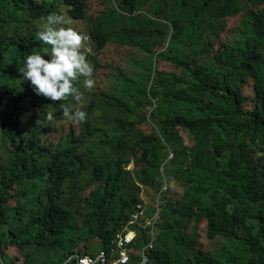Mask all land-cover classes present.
Returning a JSON list of instances; mask_svg holds the SVG:
<instances>
[{
  "label": "trees",
  "instance_id": "16d2710c",
  "mask_svg": "<svg viewBox=\"0 0 264 264\" xmlns=\"http://www.w3.org/2000/svg\"><path fill=\"white\" fill-rule=\"evenodd\" d=\"M89 3L0 0V264L109 251L137 204L152 216L163 175L148 264H264V0H100L88 21ZM51 13L87 24L94 87L80 124L46 123L56 102L20 72L34 50L50 55L37 33ZM74 86L83 94L84 78ZM35 117L61 138L19 125ZM88 171L74 214L60 201ZM138 234L137 248L151 239Z\"/></svg>",
  "mask_w": 264,
  "mask_h": 264
},
{
  "label": "clouds",
  "instance_id": "9594fccd",
  "mask_svg": "<svg viewBox=\"0 0 264 264\" xmlns=\"http://www.w3.org/2000/svg\"><path fill=\"white\" fill-rule=\"evenodd\" d=\"M71 22L66 14H49L37 36L40 41L50 46V59H44V56L34 50L26 57L24 67L20 69L23 79L30 81L35 93L53 102L66 100L69 96L77 103L81 102L83 94L74 86V82L80 77L84 78L86 89L91 90L94 87V67L81 50L87 37L72 27H66ZM62 114L76 123L84 122L87 116L79 108L74 112L64 108ZM53 118L51 112L46 116L48 121ZM37 123H40L39 120ZM170 152L172 151L167 154V162L174 160V154L169 159Z\"/></svg>",
  "mask_w": 264,
  "mask_h": 264
},
{
  "label": "rangeland",
  "instance_id": "374dc122",
  "mask_svg": "<svg viewBox=\"0 0 264 264\" xmlns=\"http://www.w3.org/2000/svg\"><path fill=\"white\" fill-rule=\"evenodd\" d=\"M49 1V0H47ZM99 1L100 0H90V3H89V9H88V12L86 14L87 16V19L88 21L94 16L95 12L97 10H99ZM71 24L69 25H66V27H72L74 28L75 30L77 31H82V32H85L86 29H87V24L86 22H83V21H74V20H71ZM40 23H42L41 21H39L38 23V26L41 25ZM214 31V29H205V32H204V35H201L200 37L203 36V40L202 42L205 43L207 40H209V36L210 34ZM86 36V34L84 35ZM87 37V36H86ZM199 40V37L197 38L196 42ZM83 47L85 48V50L87 51V53L91 52V46L89 44V41H88V37L87 39L85 40L84 42V45ZM44 55V59H50L49 55L46 54V53H43ZM93 89V88H92ZM92 91L88 90V89H84L83 90V99L81 102L79 103H73V97L69 96L66 100H63V101H57L54 105V107L50 110H48L45 114H44V118H45V122L46 123H50V125H52V127H55V125L60 121V120H65L67 119L66 117L63 116L62 112H63V109L64 108H67L69 109V111H75L77 108H79L80 110L86 112L87 116H88V107H89V103L90 101L93 99V94L90 93ZM51 112L53 113V120L51 121H48L46 119V116L47 114ZM39 116H43V114L39 115ZM37 120H39L40 123H37ZM26 121V119H24L23 121H20L19 125H21L22 128L26 127L27 126V130L32 133L33 135H35L38 140L40 141H43L45 139H47L48 141L47 142H53V141H56V140H59L61 138V135L58 133V132H54V136L53 134L48 136V133L49 131L46 133L44 131V129L42 128V126L40 125L44 119L43 117H35V119L29 121L30 123L29 124H25L24 122ZM69 122H71L69 120ZM80 124V123H79ZM3 156V152L0 151V156ZM7 159H9V156H7ZM133 165L129 166L127 169H132ZM161 171H164V168L161 169ZM89 176H90V171H88L85 175H80L73 183V189H70V184H67L66 185V188H65V194L63 195L61 201H60V204L71 210L74 214L77 212L78 208L80 207L81 205V201H82V198H83V194L81 195H77V190L82 186V185H86L89 181ZM166 179V177H163V183H164V180ZM129 185L130 186H127L126 189H127V192L129 193H137L141 195V190L139 188L138 185H133L131 186L130 182H129ZM72 190V192H71ZM123 192V190H122ZM70 197V198H69ZM125 199V198H124ZM119 203L118 201L116 202V204ZM170 246V250L171 252H173L174 254H181L184 252V249L182 247H178L176 245V243H173L171 242V244H169ZM28 249H25L24 252H23V256H25L27 253H28Z\"/></svg>",
  "mask_w": 264,
  "mask_h": 264
},
{
  "label": "built area",
  "instance_id": "2783aa9c",
  "mask_svg": "<svg viewBox=\"0 0 264 264\" xmlns=\"http://www.w3.org/2000/svg\"><path fill=\"white\" fill-rule=\"evenodd\" d=\"M173 158V153H169V159ZM168 191V184H164L156 195V205L152 216L147 215V206L145 203H139L135 207V212L123 230L114 236L109 251H101L96 256L71 255L67 262L76 260L77 264H148V252L153 248L155 239V227L161 219L163 209L167 203L164 194ZM150 229L151 239L147 244L139 243V248L134 247L137 244L138 229ZM136 252V254H134ZM136 256V257H135Z\"/></svg>",
  "mask_w": 264,
  "mask_h": 264
},
{
  "label": "bare ground",
  "instance_id": "6f19581e",
  "mask_svg": "<svg viewBox=\"0 0 264 264\" xmlns=\"http://www.w3.org/2000/svg\"><path fill=\"white\" fill-rule=\"evenodd\" d=\"M180 19V18H179ZM211 27V26H210ZM230 36V35H229ZM232 37V36H231ZM230 37V38H231ZM2 56V55H1ZM1 59V58H0ZM7 67V66H6ZM107 68V67H106ZM99 77V76H98ZM94 78V77H93ZM148 122V121H147ZM168 148V147H167ZM166 149V148H165ZM167 153V152H166ZM172 163V162H171ZM168 177V176H167ZM160 178V177H159ZM182 179V178H181ZM71 181V180H70ZM66 182V181H65ZM66 184V183H65ZM72 192V190H71ZM70 198V197H69ZM150 204V203H149ZM153 204V203H152ZM173 204V203H172ZM169 206V205H168ZM174 206V205H173ZM173 210V209H172ZM133 213V212H132ZM148 214V213H147ZM83 220V219H82ZM125 224V223H124ZM164 225V224H163ZM159 226V225H158ZM120 229V228H119ZM123 229V228H122ZM158 230V229H157ZM144 236V235H143Z\"/></svg>",
  "mask_w": 264,
  "mask_h": 264
}]
</instances>
